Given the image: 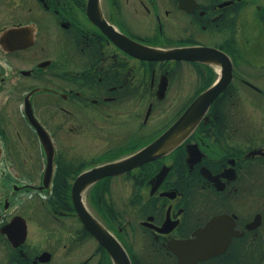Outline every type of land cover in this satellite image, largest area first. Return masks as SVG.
Instances as JSON below:
<instances>
[{
  "label": "flooded vegetation",
  "instance_id": "1",
  "mask_svg": "<svg viewBox=\"0 0 264 264\" xmlns=\"http://www.w3.org/2000/svg\"><path fill=\"white\" fill-rule=\"evenodd\" d=\"M0 264H264V0H0Z\"/></svg>",
  "mask_w": 264,
  "mask_h": 264
},
{
  "label": "water",
  "instance_id": "2",
  "mask_svg": "<svg viewBox=\"0 0 264 264\" xmlns=\"http://www.w3.org/2000/svg\"><path fill=\"white\" fill-rule=\"evenodd\" d=\"M124 46H129L128 43L125 41ZM128 49V47H126ZM143 52H146L149 55V58H178V57H186L192 58L194 53V48H186V49H168V50H161L156 48H151L147 46H143ZM217 89V88H213ZM213 89H207L201 92L198 97L191 103L185 111L181 114L180 118L177 120L175 124L172 125L170 129L164 132L160 137L156 140L150 142L143 148L139 149L138 151L134 152L133 154L116 160L112 162H107L98 166H93L85 171H82L75 179L72 185V196L75 201L77 207H81L79 201V191L86 188L90 183L95 181L96 179L112 173H119L126 168L132 167L144 160L150 159L151 157L165 152L176 145V143L181 140L187 130L186 128L189 126H193L198 117L202 112H200L201 108H204V105L209 101L212 97L211 93ZM29 115V114H28ZM32 116V114H31ZM30 121L35 126L42 142L45 147H51L49 138L45 130L36 122L33 118ZM187 126V127H185ZM51 162V154L48 155V167L49 163ZM47 173V169H46ZM84 219L86 224L92 228V230L99 235V229L101 228L100 225L91 221L86 215H84Z\"/></svg>",
  "mask_w": 264,
  "mask_h": 264
},
{
  "label": "rangeland",
  "instance_id": "3",
  "mask_svg": "<svg viewBox=\"0 0 264 264\" xmlns=\"http://www.w3.org/2000/svg\"><path fill=\"white\" fill-rule=\"evenodd\" d=\"M12 132H13V129H11V130L8 131V135H9V137H11V138H12V136H11Z\"/></svg>",
  "mask_w": 264,
  "mask_h": 264
}]
</instances>
